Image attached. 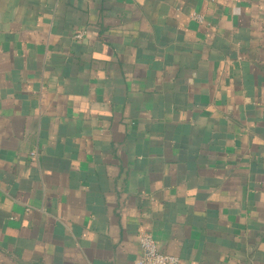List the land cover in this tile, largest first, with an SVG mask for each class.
Masks as SVG:
<instances>
[{
  "label": "crops",
  "instance_id": "obj_1",
  "mask_svg": "<svg viewBox=\"0 0 264 264\" xmlns=\"http://www.w3.org/2000/svg\"><path fill=\"white\" fill-rule=\"evenodd\" d=\"M142 232L264 264V0H0V264H135Z\"/></svg>",
  "mask_w": 264,
  "mask_h": 264
},
{
  "label": "built area",
  "instance_id": "obj_2",
  "mask_svg": "<svg viewBox=\"0 0 264 264\" xmlns=\"http://www.w3.org/2000/svg\"><path fill=\"white\" fill-rule=\"evenodd\" d=\"M192 17L201 21V17L192 14ZM83 32H78L75 37H82ZM138 245L140 248V256L135 264H179V258L173 254L159 252L156 241L148 233H140L138 236Z\"/></svg>",
  "mask_w": 264,
  "mask_h": 264
}]
</instances>
